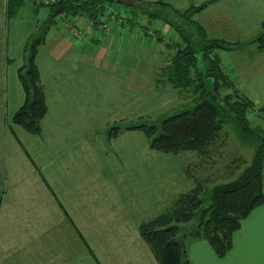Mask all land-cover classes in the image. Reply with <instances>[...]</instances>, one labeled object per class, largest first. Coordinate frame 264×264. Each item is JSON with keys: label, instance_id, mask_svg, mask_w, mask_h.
Returning a JSON list of instances; mask_svg holds the SVG:
<instances>
[{"label": "crops", "instance_id": "0c3cea01", "mask_svg": "<svg viewBox=\"0 0 264 264\" xmlns=\"http://www.w3.org/2000/svg\"><path fill=\"white\" fill-rule=\"evenodd\" d=\"M164 1L183 10L205 0ZM7 9L0 0V264H159L138 222L194 181L174 160L179 153L152 161L155 153L168 158L142 131L107 139L104 128L181 99L159 77L174 50L150 31L136 38L142 24L132 19H109L103 29L71 17L82 39L69 27L50 29L36 55L48 109L32 133L11 118L25 99L18 69L40 13L9 17ZM195 17L215 38L253 45L264 33V0H212ZM243 83L264 113V62ZM189 256L191 264H264V203L242 220L224 256L205 239L191 243Z\"/></svg>", "mask_w": 264, "mask_h": 264}, {"label": "trees", "instance_id": "16d2710c", "mask_svg": "<svg viewBox=\"0 0 264 264\" xmlns=\"http://www.w3.org/2000/svg\"><path fill=\"white\" fill-rule=\"evenodd\" d=\"M27 1L8 0L7 15L18 14ZM31 1L37 6L43 5ZM131 1L65 0V10L59 14L54 12L57 4H44L49 7V12L42 21L37 20L35 31L23 46L24 62L18 69V76L25 99L11 120L29 132H41V121L48 106L36 55L58 16L71 19L82 15L97 26L101 16L110 11L117 18L125 14L124 21L132 19L142 24L138 32L150 31L174 50L170 64L159 74L160 79L178 91L179 99L186 94L190 96L194 105L167 116L151 119L150 114H146L135 120L108 124L104 128L106 137L111 139L126 130H140L147 137L150 149L175 154L194 151L196 158L182 166L183 172L193 179V188L180 192L156 214L140 219L139 232L159 264H191L189 246L200 239L207 240L218 256H224L231 248L233 234L240 228L242 220L264 203V131L252 126L249 117L257 101L243 92L222 61V51L242 47L244 43L210 38L205 28L193 19L195 13L212 0L192 4L183 10L164 0H144L154 6V9L144 8V11ZM114 2L129 5L131 12L112 8ZM144 17L149 23L156 18L168 22L176 28L179 37L172 40L157 33V28L150 30L143 22ZM258 40L263 47L264 33ZM211 71L218 73L217 88L214 79L208 75ZM224 87L228 90L221 94ZM229 122L234 123L240 140L251 145L253 152L249 161L238 156L223 163L224 171L216 175V180L211 168L223 159L222 138Z\"/></svg>", "mask_w": 264, "mask_h": 264}, {"label": "rangeland", "instance_id": "374dc122", "mask_svg": "<svg viewBox=\"0 0 264 264\" xmlns=\"http://www.w3.org/2000/svg\"><path fill=\"white\" fill-rule=\"evenodd\" d=\"M131 2L136 4L137 7H141L143 9V11H144V8H146V9L147 8H149V9L153 8L154 9L153 5L151 6V4H149V2H146L144 0L142 2H137L136 0H132ZM111 6L114 9L119 7L120 9L125 11V13H130L131 9H132V7H130L129 5H125V4L120 3V2H114L111 4ZM36 8H38L37 11H39L38 13H40L39 16L36 18V20L40 19L42 21L47 16V14L49 12V7L47 5L43 4V5L37 6L31 0H29L26 2V5L20 9V11L18 13H20L21 15L35 16L34 11L36 10ZM196 14L197 13H195V15ZM195 15H194L193 19L197 23L201 24V21H203V19L201 21H198L197 18L195 17ZM143 19H145V22H144V23H146L145 26H147L150 30L154 29V28L155 29L158 28L161 36L171 38L172 40H176L179 37L178 33L176 31V28L172 27L168 22H166L164 20H160V18H156V19H152L151 24H148L147 17H144ZM201 25L207 31L208 37H210V38L215 37V29H214V32L208 33L207 28L203 24H201ZM60 27H66V25H64V23L61 19L56 20L55 24L51 28V32L58 31L57 28H60ZM190 27L194 31H197L195 27H193V26H190ZM135 37L136 38L137 37L143 38V33H138ZM144 37H145V35H144ZM254 38H255L254 40H251V43H253V45H247L248 42L245 44L244 40H240L241 42L244 43V45L241 47L242 50L238 48V50H235L234 52L233 51H222L221 52L222 53V61L225 64L224 68L232 75L236 84L239 87H241L243 92L249 94L252 98H255V95L251 92V90L244 87L245 85L243 83V77L245 74L249 75L252 71H254L255 69H258V67L261 65V63L264 62V51L261 53V51L263 49H262V47H260L261 43H259V40H258L259 35H257V36L254 35ZM263 42H264V40H263ZM263 48H264V46H263ZM227 90L228 89H226L224 87V89H222V91H221V94H224V92H226ZM190 98L191 97L186 94V96L182 97V99L176 101L175 103H172L169 106H163V107L159 108V110H155L154 112H152L150 114L151 119L155 118L156 116H160V115L161 116L171 115V114H174V113H176V112H178L184 108H188V107L193 106L194 102L191 101ZM249 114H250L249 117L251 119L252 126L260 128L261 130L264 131V117H263L264 113L261 110V108L256 104L253 112H251ZM146 139H147V137H146ZM222 140H223V147H222L223 159L220 160V162H219V164H217V166L214 165L213 169L211 168L212 175H215V179H216L217 174L221 175L223 173V171H224V168H223L224 164L223 163L229 162L234 158H238V156H242L243 158L246 159V161H249L251 156H252V152H253V148L251 145H249L247 143H243L240 140L233 122H229L225 126ZM142 142H145V139L143 137H142ZM190 152L193 155V158L191 160L188 161V160L184 159V157L181 155L183 153H179L178 154L179 157H174V160L176 162H178L179 164L180 163L188 164L190 162L195 161V158H196L195 152L194 151H190ZM142 154L143 153H141V155ZM163 154H165V156H167L168 159L161 158L160 153H155V157H157V158L153 159L152 161H154V160H156V161L168 160L166 162H169V160H171V157L175 156V153H164L163 152ZM201 172H202V170H201ZM145 175L147 177L156 176L155 174H145Z\"/></svg>", "mask_w": 264, "mask_h": 264}, {"label": "built area", "instance_id": "2783aa9c", "mask_svg": "<svg viewBox=\"0 0 264 264\" xmlns=\"http://www.w3.org/2000/svg\"><path fill=\"white\" fill-rule=\"evenodd\" d=\"M37 2L43 3V4H47V5H54V4H59V3H63V1L65 0H36ZM61 19L64 23V25H66V27H69V29L71 30V34L78 38V39H82L83 38V30L79 27H76L72 20L69 18H65L62 16H58L57 20ZM109 19H117V21L122 22L123 19H125V14H122V16L120 18L116 17V14L113 12H108V15H103L100 18V23L99 26L103 29H108L109 28ZM88 22L91 24V20L87 19Z\"/></svg>", "mask_w": 264, "mask_h": 264}, {"label": "water", "instance_id": "95a60500", "mask_svg": "<svg viewBox=\"0 0 264 264\" xmlns=\"http://www.w3.org/2000/svg\"><path fill=\"white\" fill-rule=\"evenodd\" d=\"M65 10V4L64 3H59L54 9V12L59 14L60 12ZM209 76H211L214 79V87L217 88V81H218V73L215 71H211L208 73Z\"/></svg>", "mask_w": 264, "mask_h": 264}]
</instances>
